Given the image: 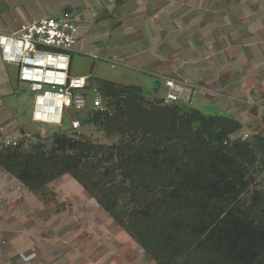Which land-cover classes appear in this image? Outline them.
Returning <instances> with one entry per match:
<instances>
[{
  "label": "trees",
  "instance_id": "obj_1",
  "mask_svg": "<svg viewBox=\"0 0 264 264\" xmlns=\"http://www.w3.org/2000/svg\"><path fill=\"white\" fill-rule=\"evenodd\" d=\"M90 79L112 113L92 110L87 124L120 141L57 134L48 150H0V170L37 195L71 176L156 264H264V196L245 200L264 138L232 141L243 124L231 116Z\"/></svg>",
  "mask_w": 264,
  "mask_h": 264
},
{
  "label": "rangeland",
  "instance_id": "obj_2",
  "mask_svg": "<svg viewBox=\"0 0 264 264\" xmlns=\"http://www.w3.org/2000/svg\"><path fill=\"white\" fill-rule=\"evenodd\" d=\"M167 1L168 16L173 11L181 22L195 23L188 43L183 37L187 33H176L167 27L165 45L160 51L166 55L168 63L161 78H174L193 86L196 94L189 103L180 104L205 115L231 116L241 122L243 128L231 137L232 141L242 140L244 135L248 136L247 140L257 135L264 138V10L261 17H243L229 11L227 0H219L215 5L213 1L217 0H199L198 5L183 0ZM246 1L247 5L252 2ZM20 3L0 0V12L18 8ZM55 3L59 5L60 1ZM261 7L264 9V1ZM206 8L209 13H205ZM224 12H230L239 20L232 26L226 25L231 24L233 17H224ZM59 13L55 12L54 17H60ZM255 27L260 29L258 33L262 37L257 43H254V38H258V34L255 37L253 34ZM235 28L251 30L237 35L232 33ZM200 32L205 35L200 34L198 38ZM236 36L251 39L246 42L235 39ZM186 37L188 39V35ZM212 40L215 43L208 46ZM81 49L72 55L75 76L139 85L146 104L161 100L157 93L161 81L158 78L138 67L115 62L111 54L103 53L90 42L83 43ZM185 60L192 62L185 67L194 80L173 77L175 66ZM88 84L95 86L96 81L90 79ZM86 96L85 114L94 110L91 105L93 90L88 89ZM32 110L31 93L25 84L17 83V68L2 60L0 49V136L10 135L18 144L24 143L26 149L40 142L47 150L57 134L85 137L106 146L120 141L119 137H110L93 124L83 125L79 133H72L70 120L61 127L35 123L31 120ZM252 176L254 183L245 194L248 202L255 192L264 196V164L261 161ZM25 260L32 264H156L71 176L57 179L37 195L0 170V264H22Z\"/></svg>",
  "mask_w": 264,
  "mask_h": 264
},
{
  "label": "crops",
  "instance_id": "obj_3",
  "mask_svg": "<svg viewBox=\"0 0 264 264\" xmlns=\"http://www.w3.org/2000/svg\"><path fill=\"white\" fill-rule=\"evenodd\" d=\"M16 1H21V5L19 4L20 6L18 5V8L13 7L15 9L11 11L0 12V29L2 31L13 32L19 29L23 24L54 16L53 14H55V12H60L59 16L64 12H70L76 17L82 34L80 44L76 49L77 52L82 50L83 43L86 45V43L90 42L95 45V47H98L99 50L103 51V53L111 54L115 62L122 63L124 66L127 65L132 68L138 67L141 70L143 69L142 71L144 73H148L161 80L157 87V93L161 99L166 91L163 85L164 79L161 78V74L164 72L168 59L164 53L162 54L160 49L165 45V39L168 33H166L167 27L169 26L171 29L175 30L176 33H187L183 36L187 43L191 40L194 31L191 29L195 22H181L172 13L173 11H171V13H169L170 16H168L169 9L167 0H59V5H56V0H14V2ZM183 1H189L191 4L198 5L199 0ZM227 1L230 6L229 11L234 12L238 16L261 17L263 15L264 9L261 7V4L264 0H252V2H248L249 5L246 4V0ZM213 2L215 5L218 4L219 0ZM207 8L205 9V13L210 12ZM213 9L216 10V8ZM219 9L220 8L217 10ZM175 11L176 10H174V12ZM213 13L216 12L214 11ZM229 13L224 12V17L230 16L233 17V20H231V24H226V22L225 24L232 26L234 22L239 19H237V16ZM195 18L198 21L197 15ZM212 29L213 28L209 31H212ZM250 30L251 29L248 30V28H235V31L233 32L232 30V33L239 35L243 31L244 33L247 31L250 33ZM259 31L260 29L257 30L256 27L254 32L252 31L254 37L255 34L256 36L258 34V38L253 37L254 43H257V39L260 38V41L262 39L261 34L258 33ZM200 34L204 36L205 32L198 33V38H200ZM186 35H188V39ZM231 36L233 37L235 35L231 34ZM231 36L230 38L233 39ZM208 38H210V36ZM238 38L240 40H246V42H249L248 40L251 39V37L248 39L239 36L235 37V39ZM231 39H228V41ZM213 42L215 43V41L212 40L208 46H211ZM190 63L192 62L187 60H185V62H179V64L175 66L173 77L185 81L194 80L189 74V70L185 67L186 65H192ZM15 67L17 68V83L20 84L22 82H20L18 78L19 69L17 66ZM70 74L75 76L72 72V60ZM86 78L88 79L89 76H86ZM114 83L119 85L122 84L117 82ZM26 87L28 89L27 85ZM29 92L33 97L34 110L35 94L30 90ZM33 110L31 113V120ZM67 120L72 119L68 117L66 121Z\"/></svg>",
  "mask_w": 264,
  "mask_h": 264
},
{
  "label": "built area",
  "instance_id": "obj_4",
  "mask_svg": "<svg viewBox=\"0 0 264 264\" xmlns=\"http://www.w3.org/2000/svg\"><path fill=\"white\" fill-rule=\"evenodd\" d=\"M82 34L76 17L64 12L60 17L23 24L13 32L0 29L2 60L19 69V81L35 94L32 120L35 123L61 127L70 116L72 133H79L84 124L81 117L87 106L88 79L70 74L72 54L80 44ZM165 103H189L196 94L193 86L164 78ZM92 108L103 113L112 112L103 104L99 92L92 89ZM87 116V115H86ZM247 135L242 137L246 140ZM18 141L3 133L0 150L17 147ZM22 264H32L25 260Z\"/></svg>",
  "mask_w": 264,
  "mask_h": 264
},
{
  "label": "water",
  "instance_id": "obj_5",
  "mask_svg": "<svg viewBox=\"0 0 264 264\" xmlns=\"http://www.w3.org/2000/svg\"><path fill=\"white\" fill-rule=\"evenodd\" d=\"M81 121H82L84 124H87V123H88V116L83 115V116L81 117Z\"/></svg>",
  "mask_w": 264,
  "mask_h": 264
}]
</instances>
